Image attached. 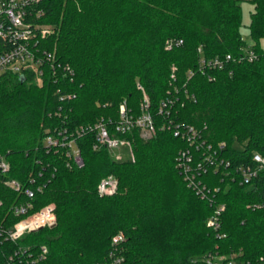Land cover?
Here are the masks:
<instances>
[{"label": "trees", "instance_id": "obj_1", "mask_svg": "<svg viewBox=\"0 0 264 264\" xmlns=\"http://www.w3.org/2000/svg\"><path fill=\"white\" fill-rule=\"evenodd\" d=\"M251 2L258 59L233 62L209 79L197 69L201 56H236L246 46L240 0H46L44 21L53 32L44 44L72 68V77L43 84L0 77L7 176L45 183L32 200L36 208L52 204L56 214L53 226L29 235L47 247L43 264L103 260L118 234L123 264H205L212 252L251 261L264 256V170L248 184L236 172L252 164L254 153L264 155V0ZM170 39L182 43L168 48ZM145 96L156 128L149 138L139 129L126 135L133 159L126 151L116 158L106 148L94 150L93 132L78 139L81 166L69 165L62 149L44 148L48 130L114 121L123 101L138 115ZM167 97L175 102L165 115L158 108ZM170 120L198 129L206 145L224 144L221 156L230 165L200 176L207 199L176 167L178 152L191 145L173 134ZM107 175L117 187L101 195L98 184ZM3 179L5 205L24 198ZM217 204L223 210L215 231L208 217Z\"/></svg>", "mask_w": 264, "mask_h": 264}, {"label": "built area", "instance_id": "obj_2", "mask_svg": "<svg viewBox=\"0 0 264 264\" xmlns=\"http://www.w3.org/2000/svg\"><path fill=\"white\" fill-rule=\"evenodd\" d=\"M46 0H0V77L7 74L30 77L38 84L52 80L54 82L71 78L72 68L63 64L53 50L44 44L53 32V26L44 21ZM182 43L180 39H170L166 46L172 48ZM200 51V49H198ZM259 54L253 46H245L236 56L226 53L222 56L206 58L201 56L197 69L212 79L210 72L225 70L233 62L255 61ZM191 75V71L189 72ZM67 96H61L64 99ZM175 102L173 97L162 100L158 111L168 115L170 107ZM149 100L145 96L141 103L142 112L133 115L126 103L119 105L118 118L114 121L99 119L93 124L80 125L74 128L56 127L48 130L43 138V146L47 150H64L68 164L81 166L83 163L78 139L88 132L94 133L92 148L99 150L106 148L116 153L126 151L133 159L132 145L126 135L133 129H139L142 138H149L155 133V121L149 111ZM173 127V134L185 139L190 147L181 149L176 156V167L187 186L201 198L207 199L209 190L202 183L200 176L210 169L218 170L230 165V161L221 156L224 144L218 146L206 145L201 132L191 125L182 122H167ZM119 153V154H117ZM9 161L0 152V178L4 177V185L18 192L24 198L18 197L5 205L0 199V264H43L47 255L45 245L30 242L29 235L45 227H51L56 222V214L52 204L35 207L32 200L37 192H41L45 183L37 182L34 177L29 178L28 185L8 177ZM264 170V155L254 153L252 164L238 166L236 172L240 183L248 184ZM224 175L228 173L223 172ZM117 180L111 175L103 177L98 184L101 195L115 192ZM223 206L217 204L210 216L208 224L216 231L220 227V217ZM221 236H225L222 234ZM121 234L113 238L112 248L105 259L92 264H123V257L119 254ZM205 264H264V256L253 261L241 258L237 252L222 254L212 252L206 256Z\"/></svg>", "mask_w": 264, "mask_h": 264}, {"label": "rangeland", "instance_id": "obj_3", "mask_svg": "<svg viewBox=\"0 0 264 264\" xmlns=\"http://www.w3.org/2000/svg\"><path fill=\"white\" fill-rule=\"evenodd\" d=\"M241 2V15H242V26L240 28L241 37L246 43V46H253L255 44L254 39L251 36L249 23L251 12L254 9V5L251 0H240ZM259 44L262 48H264V39L259 41Z\"/></svg>", "mask_w": 264, "mask_h": 264}]
</instances>
